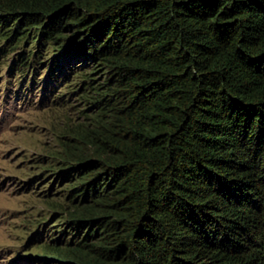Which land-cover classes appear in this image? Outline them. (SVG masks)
Listing matches in <instances>:
<instances>
[{"label":"trees","instance_id":"trees-1","mask_svg":"<svg viewBox=\"0 0 264 264\" xmlns=\"http://www.w3.org/2000/svg\"><path fill=\"white\" fill-rule=\"evenodd\" d=\"M28 45L84 106L45 262L264 264V0H0V58Z\"/></svg>","mask_w":264,"mask_h":264},{"label":"rangeland","instance_id":"rangeland-1","mask_svg":"<svg viewBox=\"0 0 264 264\" xmlns=\"http://www.w3.org/2000/svg\"><path fill=\"white\" fill-rule=\"evenodd\" d=\"M47 47L20 46L0 58V264H56L45 262L41 250L32 247L40 241L61 239L62 243L71 238L60 237L59 231L69 230L61 209L54 206L66 203L60 193L65 186L43 171L55 166L50 155L74 126L82 124L81 91L71 93L81 79L70 74L72 86L66 89L62 77L54 78L57 72L50 80L53 55ZM23 52L21 59L30 52L34 56L21 79L17 69ZM75 69L82 73L90 66L79 62ZM20 83L23 93L17 96ZM60 94L64 103L53 105L51 100Z\"/></svg>","mask_w":264,"mask_h":264}]
</instances>
